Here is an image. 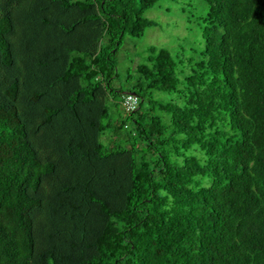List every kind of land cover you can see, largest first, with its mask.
I'll return each instance as SVG.
<instances>
[{"label":"trees","instance_id":"1","mask_svg":"<svg viewBox=\"0 0 264 264\" xmlns=\"http://www.w3.org/2000/svg\"><path fill=\"white\" fill-rule=\"evenodd\" d=\"M162 1L0 0V264H264V0L122 75Z\"/></svg>","mask_w":264,"mask_h":264},{"label":"rangeland","instance_id":"2","mask_svg":"<svg viewBox=\"0 0 264 264\" xmlns=\"http://www.w3.org/2000/svg\"><path fill=\"white\" fill-rule=\"evenodd\" d=\"M206 11L203 0H185L184 4L164 0L146 11L143 17L156 21V25L148 28L142 38L126 35L119 53L120 73L123 75L133 62H142L152 45L169 50L172 56L178 52L189 56L192 50H200L203 47L200 16ZM189 15H193L190 20ZM182 48L184 54L180 52Z\"/></svg>","mask_w":264,"mask_h":264},{"label":"built area","instance_id":"3","mask_svg":"<svg viewBox=\"0 0 264 264\" xmlns=\"http://www.w3.org/2000/svg\"><path fill=\"white\" fill-rule=\"evenodd\" d=\"M138 103L139 99L133 93H127L123 98V106L128 113L136 110Z\"/></svg>","mask_w":264,"mask_h":264}]
</instances>
